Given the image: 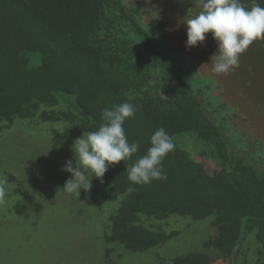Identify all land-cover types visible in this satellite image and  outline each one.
Returning <instances> with one entry per match:
<instances>
[{
  "label": "trees",
  "instance_id": "1",
  "mask_svg": "<svg viewBox=\"0 0 264 264\" xmlns=\"http://www.w3.org/2000/svg\"><path fill=\"white\" fill-rule=\"evenodd\" d=\"M118 1L121 2L0 0V122L37 116L52 122L59 118L74 120L77 115L72 110L77 109L79 114L93 117L101 124L104 108L122 102L134 104L137 111L125 121L124 129L129 142L140 145L139 151L131 160L110 166L101 179L92 177L100 186L96 193L104 199L108 194L115 196L133 190L113 217L111 240L125 242L133 238L128 245L135 249L160 241L161 235L135 225L139 213L157 218H167L172 213L194 218L216 214L214 223L219 232L212 242L228 250L238 238L242 219L249 217L246 210L253 206L243 189L244 183L235 186V181L226 183L203 176L177 145L163 161L167 179L153 180L147 185H136L128 179L126 169L146 153L151 135L160 127L174 145L181 135L193 131L216 143L212 141V123L200 120L193 102L171 109L162 104L165 109L160 110L153 99L146 98L147 93L144 97L136 93L142 84L130 81L126 71L134 68L141 75L138 81L149 84L150 72L159 71L158 66L166 67L169 56L163 51L175 48L166 43L162 30L161 36V31L158 34L146 23L130 24L131 19L122 17L127 7H117ZM174 51L182 58L186 56ZM195 87L193 83L192 93ZM131 92L134 99L130 100L127 93ZM182 97L187 99L188 95ZM261 190L264 192V185ZM256 200L264 207L262 196H256ZM261 222L264 237V218ZM208 261L207 254L191 253L177 263Z\"/></svg>",
  "mask_w": 264,
  "mask_h": 264
},
{
  "label": "rangeland",
  "instance_id": "2",
  "mask_svg": "<svg viewBox=\"0 0 264 264\" xmlns=\"http://www.w3.org/2000/svg\"><path fill=\"white\" fill-rule=\"evenodd\" d=\"M131 1L138 2L141 11L153 6L150 1ZM190 2L191 0H187L186 4ZM117 7L121 8L122 3L119 2ZM128 8H125L124 12L131 17ZM152 11L155 12V8ZM149 18L150 15L145 13L144 19L147 21ZM168 22L171 26V22ZM209 40L215 41L212 35H209ZM179 43L183 45L182 42ZM213 45L208 43L207 48L201 47V52H197V48L185 50L191 55L192 64L195 61L199 66H211L210 57L215 53L214 50L217 51L216 44ZM246 57V60L250 61V56ZM250 68L253 69V75L250 76L251 86L247 88L252 89V101L256 102L264 98V79L261 76L264 61L259 59ZM196 69L200 76L210 78L208 74H202L197 67ZM187 90V99L179 92L169 94V91L165 94L159 89L151 90L147 99H153L160 109L164 105L172 108L191 101L202 121L209 118L218 123L221 119L224 122H234L233 115L226 112L215 114L212 106H206V97L201 96L199 99L196 94L191 93L190 88ZM216 96L232 108L224 101L223 90H217ZM259 104L264 109V100ZM236 110V128L252 132L251 120L239 108ZM0 125L3 123L0 122ZM76 130L68 123L41 124L39 119H36L32 124L16 123L14 127L0 133V264H105L103 221L108 220L110 212L101 213L90 190L81 189L77 196L63 189L71 174L62 169L66 161L74 158L73 142L82 135ZM253 132L261 139L254 128ZM196 157L210 173H218L220 170L211 157L199 154H196ZM222 173L227 178L233 177L226 173L225 168ZM110 208L111 206L106 207L107 210ZM151 225L157 231L161 230L160 226H165V233L176 234L172 246H177L182 241L183 244L187 243L185 220L173 218L165 223L157 222ZM180 231L184 232L183 236ZM193 232L198 234L196 228ZM27 236H32L31 241H26ZM183 244L181 253L190 251ZM142 257L141 254H131L126 263L144 264ZM151 262L157 264L154 257Z\"/></svg>",
  "mask_w": 264,
  "mask_h": 264
},
{
  "label": "flooded vegetation",
  "instance_id": "3",
  "mask_svg": "<svg viewBox=\"0 0 264 264\" xmlns=\"http://www.w3.org/2000/svg\"><path fill=\"white\" fill-rule=\"evenodd\" d=\"M121 3L122 5L125 4L127 8L129 6L132 9V11H130L132 14L131 17L125 12L122 16L124 19H131L130 24H132L133 21L142 24V26L146 23V25H149L152 29L157 30L159 32L158 34H160L161 30L166 33L170 23L152 11L153 8H155L154 5L146 8L145 11H141L140 5H136L138 2L121 0ZM145 13L150 15V18L147 21L144 19ZM125 15L128 17H125ZM162 31V34H160L161 36L163 35ZM170 49L167 52L163 51L164 54L169 56L165 65L166 67L162 68L161 66H158L159 71L156 72L155 70H150L152 72H150V77L147 79L149 80V84L138 81V78L141 79V75L135 72L134 68L127 70L125 76H128L130 81L142 84V89L136 92L142 94V97H144L145 93L149 95L151 90L154 89H159L165 94L169 91H171L169 94H174V91H176L179 92L181 96H184L188 92V90L185 92V89H191L193 83H196V90L193 95L196 94L195 96L199 97V99H201V96L206 97L208 99L206 106H212L215 114L218 115L219 113L221 115V113L226 112L233 115L234 122H224L223 119H221L219 123L209 118L206 120L213 125V129L211 130L213 134L211 136L212 141H215L217 145L211 142L204 134L193 131L192 133L181 135V139H179L175 146L177 145L182 149L189 164H194L199 171L202 172L203 176H211L212 178L219 180L222 179L226 183L229 181H235V186H238L239 183H244L243 189L247 192V196L251 198V205L253 206H249L246 210L249 213V217L242 219L238 238L228 250H224L218 244L212 242L219 232L218 225L214 223V221L217 220L216 214H211L203 218H194L191 215H182L179 213H172L167 218H157L156 216L139 213L135 225L142 226L155 233V235H161L162 237L160 238V241L152 246L144 249H135L129 246L131 242H133V238L126 239L125 242L111 240L113 232V217L117 216L123 201L132 194L133 190H128L115 196L113 194H108V197L104 199L101 198V195L96 193V190L100 188V186L91 180V188L89 190L92 193L95 205L100 209L101 213H104L105 211L110 212V214H108V220L103 221L105 264H127L126 260L129 259L131 254L143 255L142 259L144 264H150L153 257L157 264H178L177 260L184 259L191 253H204L209 255V261L206 264H215L217 262H222L223 264H264V237L261 234L263 229L261 220L264 218V207H262L256 200V196H262V200L264 201V192L261 190L264 185L263 144L260 138L253 132V128H251L252 132L250 133L248 132V129H240L242 130L240 131L236 128L238 111L228 107L220 100V97L216 96L217 90H220V88L212 81H209L208 77L200 76L197 72L196 66L193 65L186 56L182 58L176 51H174L175 49ZM144 59L142 58L141 60ZM154 63L155 62H152V64ZM127 97L130 100L134 99V94L132 92L127 93ZM75 99L76 98L74 97L72 100L75 101ZM168 108L171 109L170 107ZM162 109L165 108L163 107ZM72 111L73 115H77L74 120L59 118L57 122H52L43 120L41 116H37L34 118L17 117L12 123H5L2 121L3 125H0V133L14 127L16 123L26 122L32 124V121L36 119H39L41 124L59 122L68 123L69 125L74 126L77 129L76 132L80 135L84 132L95 131L98 129L100 124H98L96 119L93 117L88 118L79 114L77 109H73ZM87 120V124H84L83 122ZM245 120L247 121V119ZM196 154L207 158L211 157L213 162L220 169L218 173H210L207 168L198 161ZM223 168H225L226 173H230L233 177H225L222 173ZM91 178L92 176L90 175V179ZM108 206H111L110 210L106 209ZM173 218L186 221V226L184 228V230H186V244H183L182 241L177 246H172L171 244L175 243L174 240L176 234L174 235L173 233V235H170L171 233L169 232L165 233V226H160L159 228H161V230L159 231L152 228L154 226L151 224H156L157 222L165 223V221H169ZM113 222L115 225V221ZM194 228L197 229L198 234L193 232ZM180 233H182L181 236L184 235V232L180 231ZM31 239L32 236L26 237V241H31ZM182 244L190 251L181 253ZM117 249L118 251H116ZM114 257H116V259H114Z\"/></svg>",
  "mask_w": 264,
  "mask_h": 264
},
{
  "label": "clouds",
  "instance_id": "4",
  "mask_svg": "<svg viewBox=\"0 0 264 264\" xmlns=\"http://www.w3.org/2000/svg\"><path fill=\"white\" fill-rule=\"evenodd\" d=\"M199 12L183 21L187 27L186 48L202 45L211 33L217 51L210 57L211 71L227 75L240 66V57L250 45L264 40V0H195ZM137 108L130 102L114 104L102 110V123L95 131L84 132L72 145L74 158L65 162L70 173L63 189L77 196L91 188L93 178L101 179L112 165L131 160L140 145L129 142L125 121L134 117ZM144 155L126 169L128 179L136 185L167 179L163 170L165 157L174 151L172 138L163 127L150 137ZM75 164V166H74ZM93 178L89 179V176Z\"/></svg>",
  "mask_w": 264,
  "mask_h": 264
},
{
  "label": "water",
  "instance_id": "5",
  "mask_svg": "<svg viewBox=\"0 0 264 264\" xmlns=\"http://www.w3.org/2000/svg\"><path fill=\"white\" fill-rule=\"evenodd\" d=\"M139 1H150L155 7L156 14L159 17L164 18L166 21L171 22V26L169 25L164 35L166 43L186 55L192 62L191 55L185 50L187 49V27L183 21L199 12V8L196 6L195 0H191L190 4H186L187 0ZM245 2L250 5L251 0H245ZM209 35L212 34H206V40L204 41L205 45H198L197 47H194L197 48V52H201V47L207 48L208 43L211 46L216 44L217 47L216 41H208ZM179 41L182 42L183 45H181ZM213 47L215 46L213 45ZM214 52H216V50H214ZM246 55L250 56V61L246 60ZM254 55L255 58L253 59ZM259 59L264 61V40L256 41L250 45L247 51L240 57L239 68L227 75L215 74L211 71V66H199L194 60L195 64H193L196 65L200 73L205 75L208 74L210 80L224 91V101H226L229 106L236 109L239 108L245 115H247L252 122V128L256 130L258 135H260V140L263 142L262 144L264 147V109L261 108V105L259 104L263 103L264 98H261L256 102L252 101V89L247 88V86H251L250 76L253 75V69L251 70L250 66H253L254 62L259 61ZM261 76L264 79V68L261 69Z\"/></svg>",
  "mask_w": 264,
  "mask_h": 264
}]
</instances>
